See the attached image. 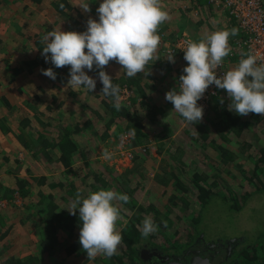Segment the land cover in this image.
I'll use <instances>...</instances> for the list:
<instances>
[{"label": "rangeland", "instance_id": "rangeland-1", "mask_svg": "<svg viewBox=\"0 0 264 264\" xmlns=\"http://www.w3.org/2000/svg\"><path fill=\"white\" fill-rule=\"evenodd\" d=\"M163 1L165 2L160 7L168 12L170 21L175 17L177 22H179L177 17H180V21H189L178 12L176 8L178 0ZM60 2V0H14L11 3L15 4L8 2L5 6H0V118L4 119L2 122H6L7 128L11 130L0 128V200H2V192L11 190L13 182L18 178L17 174L20 176L28 174L32 178L42 173H48L50 177L54 178L52 181L56 182L76 179L82 196L86 197L89 192H96L103 188L105 190L112 189L130 197L127 204L116 202L123 217L116 222L119 232L131 220L134 219V222H138V217L135 215L140 216L141 221L145 216L150 215L159 230L145 239L148 243L152 239L160 245L165 243L186 244L192 241L193 237H196L194 242L197 241V237L201 234L208 242L215 243L219 239L230 241L245 235L248 245L255 244L258 250V259L250 264H264V200L263 194L257 193L261 186L260 180H264V163L259 159L262 155L261 148H264V114L259 116H255L254 113H249L247 116L239 115L240 121L248 120L250 124L243 129L240 135L231 130L225 131L229 140L223 138L219 134L223 127L221 121L226 117L223 109H228V105L231 103L227 92L225 96L220 97L217 109L213 105L209 111L203 112L202 121L195 124L182 123L176 118L179 113L167 105L171 110L160 115L165 116L166 120H160L162 125H157L155 122L156 125L164 127L165 130L167 128L170 130V127L173 131L181 129V132L178 135L175 134L176 137H169L165 141H159L153 137L152 140H148L149 137L140 139L136 145L137 149L134 150V159L129 160L122 154L126 149L120 147V137L122 131L128 129L129 115L140 113L145 109L140 103L137 107L134 98L130 105L121 103L126 105L127 108L124 109V112H129V115H119L121 110L117 111L114 106L111 108L108 106V104H113L110 103L109 97L103 95V99H100L93 94L87 97L85 95L88 90L79 87L82 100L76 103L79 107L76 109L78 110L77 114L71 117L69 113V118L65 117V127L62 126L63 128L61 127L63 122L56 123L55 121L52 125L43 127V133L39 132L40 135L48 136L49 139L58 136L64 128L72 133L71 137L78 145L73 154L72 166L68 169L63 166L59 160L61 152L59 153L58 146H54L53 149L50 148L52 146L49 147L53 159L52 156H47L48 161L36 157L37 163L34 159L33 163L31 162L32 165L26 161L25 151L16 150L18 145L24 144V140L19 133L13 132L15 129H12L9 123L15 127L19 125L18 128L23 129L20 127L22 119L20 120L19 117H21L20 110L23 111L25 107L20 106V110L19 106L16 107L15 113L14 108L9 107V100L16 105V99L20 100L23 105L26 94L45 93V89L41 90L40 84L42 78L46 79L47 76L41 77L42 70L40 68L44 64L49 68L52 67L50 60L45 61L36 40L54 28H61L65 32H84L87 30L89 17L99 19L97 12L94 13L96 16L89 15V12H84L78 5L89 3L92 11L93 8L95 10L99 7L102 0H67L71 5V8L65 9L67 14H62L58 10L57 5ZM161 26H164L163 29L167 31L169 39L175 37L176 34L169 27V20L163 22ZM171 26L175 28L176 24ZM40 60L43 64L35 63ZM21 66L25 69L16 74V67ZM118 66L121 65L110 61L104 69L109 72L115 68L118 71ZM95 69L94 66L92 71L87 69L85 71L89 76L95 78L98 76L94 72ZM122 85L119 84V87ZM54 90H57V87ZM20 96L23 97L20 98ZM86 100L88 101L86 102ZM37 103L41 105L45 101L41 100ZM148 103L144 102L143 105L147 106ZM66 104L72 106L75 102L71 101ZM80 104L85 105V110L80 109ZM54 112L57 113L56 110ZM230 112L238 115L235 111ZM140 115L143 114L140 113ZM111 118H113L112 121ZM86 119L91 120L89 125H85ZM65 122L70 123L69 128L66 127ZM77 123L84 129L81 132L73 133L76 131ZM204 131L209 133L206 138L202 136ZM135 139L136 137H134V141ZM174 139L178 141L176 142ZM222 144H226L228 147ZM31 146L34 149L33 145ZM223 147L235 153L237 157L239 156L240 163L237 161L235 165L221 164L219 159H222L221 156L224 157ZM105 149L111 153V159L104 158ZM85 150L89 153L86 159L83 158V154H87ZM18 152H20V156H18ZM196 172L204 176L200 183L211 188L215 193L202 209L201 221L198 225L201 234L194 231L191 221L192 215L198 213L202 205L194 182ZM166 178L168 179L165 181ZM68 186L66 185V187ZM44 188L46 193L55 191V197L63 207H71L73 201L71 198L61 199L64 195L63 190H59L58 187L52 188L50 184ZM16 193L9 198L10 203L13 204L9 211L2 209L4 207L0 203V218L7 212L12 219H15L13 224H16L15 230L7 235L6 239L0 241V249L4 250L2 258L0 257V264H5L3 258L10 255L24 257L30 254L39 255L42 260L41 264H109V258L105 256H98L94 261L88 260L87 253L82 248L68 254L67 247H71L75 241H78L79 231L70 234L67 230H58L56 233L59 242L57 253L44 255L40 250V236L44 233V225L39 224L38 217L45 215L47 206L32 204L39 198L34 193H31L35 195V198L32 199L30 197L24 199L19 194L21 204H16L13 202ZM229 193H233V195L237 193L239 196L245 193L250 195L244 207L237 211L231 205L234 200L229 202L224 198L223 194ZM183 196L188 200V204L183 201ZM156 215L158 219L159 217L164 219L163 224L158 221ZM166 217L169 218L165 219ZM8 242L13 244L8 245ZM161 249L164 251L163 247ZM229 249V252L235 250L231 246ZM165 251L167 252V250ZM118 253H122L120 247ZM143 260L146 262L145 259ZM230 262L224 264H232ZM239 264H241V260Z\"/></svg>", "mask_w": 264, "mask_h": 264}, {"label": "clouds", "instance_id": "clouds-1", "mask_svg": "<svg viewBox=\"0 0 264 264\" xmlns=\"http://www.w3.org/2000/svg\"><path fill=\"white\" fill-rule=\"evenodd\" d=\"M78 6L84 12L91 11L89 3ZM96 12L99 19L89 17L84 32H65L61 28L48 31L42 37L41 42L45 45L42 55L56 68L70 66L68 85L83 87L90 92L96 87V79L89 76L85 69L92 71L95 66L103 85L102 94L112 97L113 106L120 111L121 89L112 83L113 78L104 70L105 66L115 61L129 78L145 73L146 65L159 59L154 58L160 44L157 29L169 19V14L161 9L160 0H102ZM237 33L236 28L216 30L199 41H187L182 49L187 66L179 76L178 90H169L165 99L189 124L202 121L203 106L197 102L213 84L226 90L231 101L229 111L241 116L264 114V63H258L251 50L241 53L236 66L222 74L217 73L231 51L229 37ZM167 60L175 63L173 51H169ZM42 73L52 80L56 79L52 68L42 70ZM135 134L134 127L127 133L130 137ZM103 156L111 159V153L106 149ZM117 201L127 204L130 197L101 188L89 192L86 197L77 193L71 202L69 212L76 215L77 209L79 211V244L87 253L88 260L94 261L98 256L111 258L119 252L123 236L117 230L116 222L123 217ZM158 230L152 216H145L141 235L147 238Z\"/></svg>", "mask_w": 264, "mask_h": 264}, {"label": "trees", "instance_id": "trees-1", "mask_svg": "<svg viewBox=\"0 0 264 264\" xmlns=\"http://www.w3.org/2000/svg\"><path fill=\"white\" fill-rule=\"evenodd\" d=\"M12 1H14V0H0V6L1 7L3 5L5 6V4H7L8 2L11 3ZM38 1H41V0H38ZM60 1L61 2L58 3L57 8L62 14H66L65 9L70 8L71 5L68 4L67 0H60ZM3 2H5V3H3ZM11 4H15V3H11ZM62 5H63V7H62ZM163 28H164V26H163ZM36 41H37V43H36L37 46L40 48V51H42L43 47L45 46L41 42L42 37H39L38 40H36ZM38 62H41V60L36 61L35 63L37 64ZM23 69H25V67H23V66L16 67L15 73L19 74L20 72L23 71ZM53 71L54 72L56 71L55 66L53 68ZM137 79H139V78L138 77H134V78H129V77L125 78L124 77V79H118L117 78V79H113L112 83L114 85L128 84L131 87L136 85L139 88L140 80H137ZM98 87L102 91V88H103L102 83H100L98 85ZM35 97H37V96H35ZM109 98L111 99L110 103L112 102L114 104V99L112 97H109ZM36 100L39 101V98L37 97ZM113 104H111V105L108 104V106L111 108V107H113ZM79 106H80L81 110H85V105L80 104ZM125 106L126 105H122L119 115H127V116L129 115V112H127V111H126L127 113L124 112V109L127 108ZM215 108L217 109V106H215ZM48 109L51 111L52 106H48ZM223 110H224V115L226 117L223 118L221 121V123L223 124L222 130H221V135H223L224 137H226L224 132L228 131V130L234 131L235 133L240 135L242 133L243 129L250 124L248 120L240 121L239 115H235V114L231 113L228 109H223ZM152 112L153 111H150L148 113L150 114ZM81 114L83 115V113H81ZM154 115H155V113H154ZM255 116H258V115L255 114ZM36 118L38 119L39 122H41L40 118H38V117H36ZM129 118L130 119H129V123H128V129L131 130L133 127L136 129V134H135L136 139L134 141V144L137 145L138 142H140V139H143L144 137H145V139H147V137H149L148 136L149 132H145V130H144L145 126H144L143 121L145 120V116H144V114L140 115V113L137 112V113H133V114L129 115ZM227 118L229 119L228 121H227ZM112 120H113V118H111V121ZM90 123H91V120L86 119L85 125H89ZM23 124L25 125L24 121H23ZM43 124H45V123L43 122ZM75 128H76V131H73V133L78 132V131L81 132L82 129H84V127H80L79 123H77L75 125ZM40 134H41V132H40ZM71 134L72 133L68 132V129H63V131L61 133H59L58 136L53 137V139L55 141L48 140L47 138H44L45 136L42 134L41 135L42 146L39 144V147L35 153L38 154L40 152V150H43V152L46 153L45 149L47 147L58 146L60 151H61L59 160L63 163V166L68 169L73 164V154L78 148V145L75 142V140L71 137ZM32 141H33L32 143L36 144V142L40 141V139L39 140H32ZM24 144H26L27 146H31L29 143L24 142ZM261 152H262V155L260 156L259 159H260V162L264 163V148H261ZM223 153L225 154V161L227 163L236 158V155L228 149H223ZM45 155H47V154H45ZM88 155H89L88 152H87V154L84 153L83 158L86 159ZM47 156L50 157L49 155H47ZM171 174L173 175V173H171ZM173 176H175V175H173ZM203 178H204V176H202L199 172L195 173L194 182L196 184V188H197V192H198V198L202 201L200 211L198 213L192 215V217H191L193 229L197 234L202 233L201 230L199 229V226H198L200 221H201L202 209L209 202L212 195L215 194L214 191L211 190V188L206 187L205 185H202L200 183ZM53 179L51 177H46L45 175L33 176L31 181H30V179L17 178L13 182V185H12V188L10 191L6 190L5 192L1 193V199L4 198L6 200H9L10 196L16 192H19V194L22 195L23 197L29 196L31 199L35 198V195H37L39 197L38 200L33 201L32 204H34V203L36 205L45 204L47 206L45 215L44 216L41 215L40 217H38L39 224L44 225V231H43L44 233L42 236H40L41 237V239H40V250L44 255L48 254V253L49 254L50 253H52V254L57 253L59 242H58V236L56 235V233L58 232V230L64 229V230L69 231L70 234L76 233L77 231H79V227L81 224V222L79 220L78 209L76 211V215H72L68 210V209H70V207H63L61 205L60 201L56 199V197H55L56 192L55 191L46 193L45 188H44V186L49 185V184H50V186H52V188L58 187L59 190H63V192H64V195H62V198H61L62 200L66 199V198H71L72 200H74L76 198L77 193H81L78 189L76 179L59 180L57 182L52 181ZM167 179L168 178H166L165 181ZM260 181H261V186L258 188L257 193L264 194V180H260ZM103 184H106V183L103 182ZM66 185H69V186L66 187ZM185 190L188 191V189H185ZM31 193H34L35 195H33ZM233 193L223 194L224 198L229 202L234 200V202H231L232 207H234L235 210L240 211L244 207L245 202H246L247 198H249L250 194L245 193V194L239 196L237 193L234 195H233ZM232 196H235V197H232ZM182 199L186 204H188V200L186 199L185 196H183ZM5 215L9 216V213L5 212V214H3L2 217L0 218V241L3 240L4 238H6L7 234L10 232L11 228L13 227L12 223L6 224V221H10V220H6ZM135 216L138 217V222H134L133 221L134 219H133L120 231L121 235L123 236V243L120 246L122 253H120V254L118 253L117 255H114L113 257L109 258V260H108L109 264H146V262H144L142 256L139 253V249L144 244H146L148 242L145 241L146 238H144L141 235V228H142L141 222L142 221L140 220V216H138V215H135ZM156 217L158 219L157 215H156ZM9 218L11 219V216H9ZM167 218H169V217H166L165 219H167ZM163 220L164 219L160 218V217L158 219V221H160L161 224H163ZM4 230H5V232H3ZM194 238H196V237H193L192 241H190L186 244L171 245L169 243H165L163 245H160L157 241L155 242L152 239H150L149 242L155 243V244L152 243L153 246L156 245L160 249H161V247H163V249L167 250V252H168L171 250L178 251V250H181L182 248H186V246L190 247L191 244L194 242ZM233 239H235V241H233L231 243H230V241H225V240H220V239H219V241L215 242V243H220V242L226 243V244H228L227 249H229L230 246H231V248L235 249V250H232L231 252L223 249V250H225V254L221 255L220 257H218V256L216 257V261L219 264H224L225 262L228 263L230 261H231L230 263H232V264H239L240 260H241V264L242 263L250 264V262L255 261V259H258V256H257L258 250H257L255 244H253V246L248 245L247 237L245 235H242V236H239V237H236ZM237 243H238V245H237ZM152 244H150V245H152ZM80 248H81V246L79 244V239H78V241H75L74 245H72L71 247H67V252H68V254H70V253H73ZM0 254H1V251H0ZM235 261H236V263H234ZM3 262L5 264H41L42 260H41V257L39 255L30 254V255L24 256V257L9 256V257L5 258V260Z\"/></svg>", "mask_w": 264, "mask_h": 264}, {"label": "crops", "instance_id": "crops-1", "mask_svg": "<svg viewBox=\"0 0 264 264\" xmlns=\"http://www.w3.org/2000/svg\"><path fill=\"white\" fill-rule=\"evenodd\" d=\"M164 2L165 1L160 0V5L163 4ZM176 8L178 9V12L181 14L182 17H184L185 19L186 18L189 19V21L188 20L180 21V17H177L179 22H177L175 20L176 17H175V19L172 18V21H170V19H168L169 20V27H170L171 31L176 35H181L183 33L189 34L193 38L194 41H199V40L203 39L204 37H206L208 34L214 32L216 30L236 28V29H238V33L234 36L230 35L229 46H231L233 44V41L236 39V37H238L240 35L239 28H238L237 24L235 22L229 23L225 19L224 11L221 8L215 6L214 4H211L209 2V0H201L200 5H198V6H195L190 0H178V4L176 5ZM96 9L94 10V8H93L94 11L93 10L90 11L89 15L96 16L94 14L96 12ZM172 24H176L175 28L173 26H171ZM171 35H172V33H171ZM41 52H43V50ZM85 53H87V49H85ZM155 57H159V59H157L155 62L150 61L146 65L145 73H137L136 77L139 78L137 80H140V82H139L140 86L138 85L139 88L136 85L133 86L134 95L132 96V100L135 98L137 107L139 106L138 103H140V105H142V107L145 109V111L142 110L140 113L144 114V116H145V120L143 121V123L145 126L144 127L145 132H149V135H148L149 139L148 140H152L153 138L154 139L156 138L159 141L160 140L165 141L169 137H176L175 134L178 135L181 132L180 131L181 129H179L177 131L174 130L175 131L174 132L172 127H170V130H169V128H167L165 130L164 127L157 126L159 124L160 125L163 124L160 120H166L165 116H160V115H164L165 111L171 110L167 105H170V107H173L172 103L165 99V94L169 90H172L173 88H177L179 76L181 74H183L182 70L184 67L187 66L188 62L185 61L184 54H179V55L174 57L175 63H171L167 60V55L165 54L163 49H160V48H157V51L154 54V58ZM235 60L236 59L233 60L231 68L236 66L239 63V61L237 63H235ZM41 64H43V63L41 62ZM47 64H49V63H47ZM44 67L49 68L48 66H46L44 64L43 67L40 69L41 70L46 69ZM51 68L52 69L54 68L53 64H52ZM104 70L113 79H117V78H119V79L123 78L124 79V77L127 78L126 74H124V72L122 70V66H118V71H116L115 68L113 69V71L110 70L109 72L106 69H104ZM69 71H70V66H64L62 68H56V71H55L56 79L55 80H51L48 77L46 79H44L43 74L40 72L41 77H43L42 82L40 84V86H41L40 88H41V90L45 89V91H46L45 93L38 94L37 92H34V93L29 94V95L26 94L25 95L26 99H25L23 105H22V101L20 102V100L16 99L15 102L17 103V105L13 101L9 100L10 101L9 107L12 106V108H14V112L17 109L16 107H18V106H19V110H20V106L25 107L23 109V111L20 110L21 117H19L20 120L22 119L20 127L23 129L18 128L19 125H17V127L11 125L10 123H9V125L12 129H15V130H13L14 133L17 132L20 134V136L22 137V139L24 140L25 143H29L30 145H33L34 149H32V146H27L26 144L18 145V147L16 148V150H19L20 152L25 151L24 153L26 155V161L29 162L30 165H32V163H33L32 161H34V159H35V161L37 160L36 157H38L39 159L42 158L41 160H43V158H44L48 161L47 155H49V156H52V159H53V155L49 150L50 148L53 149V147H50V148L47 147L45 149L46 153L43 152V150H40V152L38 154L35 153L39 147V144L42 146L41 135L39 134V132L43 133V131H44L43 127H48L49 125H52L55 121H56V123L63 122L61 127L62 126L65 127V125H64L65 117L69 118V115H68L69 113H70L71 117L74 114H77L78 110H76V109H79V107L76 103H78L80 100H82V97H80L81 92L78 89L79 87L72 88L71 86L68 85L67 82H68V79L70 78ZM94 72L98 75L99 70L95 69ZM148 72L150 73L149 75H147ZM115 74H117V75H115ZM91 77H93V76H91ZM97 77L98 76H96L95 78L93 77L94 79H96V87H95L94 91H92V92L86 91L87 93L85 96L90 97L93 94L94 96H96L100 99H103L102 91L98 87V85L101 82L99 81V79L97 80ZM55 87H57V90H54ZM52 89H53V91H52ZM82 89H83V87H82ZM82 89H80V90H82ZM177 90H178V88H177ZM35 96H37L39 98V101L42 100V101H45V103L44 104L41 103V105H39L37 103L38 100H36L37 97H35ZM223 96H225V94ZM21 97H23V96H20V98ZM83 98H85V97H83ZM32 99H33V101H32ZM89 100H92V99H89ZM71 101H72V103L75 102V104H72V106L71 105L68 106L66 103H69ZM87 101L88 100H86V102ZM144 102H149V103L147 104V106H144L143 105ZM219 102H220V97H217L213 101V105L217 106V103H219ZM48 106H52L51 111L48 109ZM61 108H62V110H60ZM55 110L57 111V113L54 112ZM92 111H95V110H92ZM150 111H153V112L149 114L148 112H150ZM142 112H144V113H142ZM59 113H60V115H58ZM154 113H155V115H154ZM177 115L178 116H176V118L179 119L180 121H182V123H188L183 117H181L180 114H177ZM257 115L259 116L261 114H257ZM36 117L40 118L41 122H39ZM2 120H4V119L0 118V123L2 125V126L0 125V128L6 129L8 127L7 123L4 121L2 122ZM23 121H24L25 125L23 124ZM43 122L46 125L43 124ZM155 122H157V125ZM65 124H66V127L67 126H68V128L70 127V123L68 124L65 122ZM22 125H23V127H22ZM6 130H9V129L7 128ZM9 131H11V130H9ZM208 134H209L208 131H204L202 133V136L204 138H206L208 136ZM219 134L221 135V132H219ZM225 135H226V133H225ZM222 137L229 140V138L227 136L224 137L222 135ZM44 138H47L48 140L55 141L53 139V137L49 139L48 136H45ZM39 139H40V141H37L36 144L32 143L33 142L32 140H39ZM174 140L176 142L178 141L177 139H174ZM222 145L225 147H228V146H226V144H222ZM58 149H59V147H58ZM222 149H225V148L223 147ZM20 152H18L19 153L18 156H20ZM60 152L61 151H59V153ZM45 154H47V155H45ZM223 155H224V157L221 156L222 159H219L221 164L227 163L225 161V154L223 153ZM13 156H16V155L13 154ZM59 157H60V155H59ZM239 159H240V157L239 156L237 157V155H236V158L233 159L232 162L231 161L228 162V165H233V164L235 165V163L237 161H238V163H240ZM16 160L18 161V159H16ZM36 163H37V161H36ZM56 163L58 164V162H56ZM256 164H257V162H256ZM42 175H45L46 177H50L48 173H45V174L42 173L38 176H42ZM17 176H18V178L30 179V181L32 180V178H30V176L28 174H26V175L23 174V176H20V174H17ZM51 178H52V176H51ZM26 198L27 197H24V199H26ZM263 200H264V194H263ZM10 202L11 201L9 200L7 205L3 206L4 208H2V209H4L5 211H9L11 205H13ZM31 216H33V215H31ZM5 219L10 220V221H6V224L12 223V225H13L10 232L7 234V235H10L11 232H13L15 230V227H16V224H13V221H15V219H12V218L10 219L9 216H7V215H5ZM3 232H5V230ZM6 238H7V236H6ZM6 238H4V239H6ZM12 244H13L12 242H8V245H12ZM0 250H1L0 257L2 258V253L4 250L3 249H0ZM10 256H15V255H10ZM26 256H28V255H26ZM5 258H7V257H4L3 261L5 260Z\"/></svg>", "mask_w": 264, "mask_h": 264}, {"label": "built area", "instance_id": "built-area-1", "mask_svg": "<svg viewBox=\"0 0 264 264\" xmlns=\"http://www.w3.org/2000/svg\"><path fill=\"white\" fill-rule=\"evenodd\" d=\"M190 1L198 6L201 0ZM209 2L221 8L224 11L225 19L229 23L235 22L240 32V35L236 37L230 46L231 51L224 58L222 67L217 69L218 75L229 70L233 60L236 59L235 63H237L241 59V53H247L249 50L256 56L258 63H264V0H209ZM166 32L162 26L157 29V34L160 36L158 48L163 49L166 55L169 51L174 52V57L184 54L182 49L186 47V42L189 40L194 41L189 34L185 33L175 35L173 39H169ZM120 89L121 103L130 105L134 89L128 84L122 85ZM225 93L226 90L218 89L214 84L210 85L197 103L203 106V112H207L211 109L213 101ZM129 131V129L122 131L120 147L126 149L122 154L127 159L132 160L135 157L134 150L137 149V146L134 144L135 136L130 137L127 135ZM8 202L9 200H0L2 206L7 205ZM13 202L21 204L19 192L15 194Z\"/></svg>", "mask_w": 264, "mask_h": 264}, {"label": "flooded vegetation", "instance_id": "flooded-vegetation-1", "mask_svg": "<svg viewBox=\"0 0 264 264\" xmlns=\"http://www.w3.org/2000/svg\"><path fill=\"white\" fill-rule=\"evenodd\" d=\"M201 235L197 237V241L191 244L190 247L182 248L178 250L179 252L162 251L159 247L146 243L139 249V253L142 258L146 260L147 264H166L171 260H179L180 262L188 263L191 258L195 256V251L202 257H210L211 255L220 257L225 254V250H229L227 249L228 244L220 242L214 243L215 245H213L204 238L203 234Z\"/></svg>", "mask_w": 264, "mask_h": 264}, {"label": "water", "instance_id": "water-1", "mask_svg": "<svg viewBox=\"0 0 264 264\" xmlns=\"http://www.w3.org/2000/svg\"><path fill=\"white\" fill-rule=\"evenodd\" d=\"M233 241H235V239L230 240V243ZM212 244L215 245L214 243ZM166 264H219V263L216 261L215 255H211L210 257H202L201 255L197 254V252L195 251V256L192 257L188 263H183L180 262L179 260H171Z\"/></svg>", "mask_w": 264, "mask_h": 264}]
</instances>
